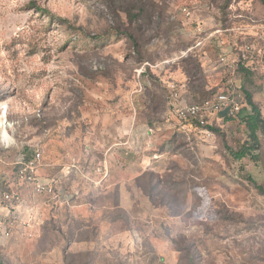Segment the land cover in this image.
<instances>
[{"label": "rangeland", "instance_id": "1", "mask_svg": "<svg viewBox=\"0 0 264 264\" xmlns=\"http://www.w3.org/2000/svg\"><path fill=\"white\" fill-rule=\"evenodd\" d=\"M167 82L243 86L264 120V0H0V185L38 150L68 192L16 185L41 224L0 264H264V138L235 160L240 117L200 132Z\"/></svg>", "mask_w": 264, "mask_h": 264}, {"label": "built area", "instance_id": "2", "mask_svg": "<svg viewBox=\"0 0 264 264\" xmlns=\"http://www.w3.org/2000/svg\"><path fill=\"white\" fill-rule=\"evenodd\" d=\"M211 38V34L209 35ZM137 73H140L139 71ZM170 106L174 108L175 117L190 127L210 134L211 117L218 120L236 119L246 106L240 87L230 85L226 92L198 102H188L182 98L181 88L175 83L167 82ZM226 110L224 116L221 112ZM42 156L38 150L24 152L15 162V167L8 180L0 185V247L10 239L15 227H22L29 231L41 224V216L37 207L29 204L16 191V185L27 186L36 197L57 199L62 195L61 177H42ZM69 166L65 168L64 177L70 174ZM4 179V178H3ZM2 181V180H1Z\"/></svg>", "mask_w": 264, "mask_h": 264}, {"label": "trees", "instance_id": "3", "mask_svg": "<svg viewBox=\"0 0 264 264\" xmlns=\"http://www.w3.org/2000/svg\"><path fill=\"white\" fill-rule=\"evenodd\" d=\"M240 71L244 72L242 69ZM240 91L243 95L246 106L241 110L238 117H240L241 122L246 127L249 139L247 142H244L239 150H230V153L235 160H240L249 156L252 151H255L258 148V136L264 138V120L262 119L260 108L253 102L251 94L247 92L243 86L240 87ZM209 129L212 130L211 127H209ZM248 179L253 183L251 178Z\"/></svg>", "mask_w": 264, "mask_h": 264}, {"label": "crops", "instance_id": "4", "mask_svg": "<svg viewBox=\"0 0 264 264\" xmlns=\"http://www.w3.org/2000/svg\"><path fill=\"white\" fill-rule=\"evenodd\" d=\"M60 189H62V195L58 197L57 199H54L55 201H59V203H66L68 200V192L66 191V188L64 185L60 186Z\"/></svg>", "mask_w": 264, "mask_h": 264}, {"label": "bare ground", "instance_id": "5", "mask_svg": "<svg viewBox=\"0 0 264 264\" xmlns=\"http://www.w3.org/2000/svg\"><path fill=\"white\" fill-rule=\"evenodd\" d=\"M0 127L2 128V138L7 141L9 138L3 122H1Z\"/></svg>", "mask_w": 264, "mask_h": 264}, {"label": "water", "instance_id": "6", "mask_svg": "<svg viewBox=\"0 0 264 264\" xmlns=\"http://www.w3.org/2000/svg\"><path fill=\"white\" fill-rule=\"evenodd\" d=\"M225 113H226V110H224L223 112H221V116H224L225 115Z\"/></svg>", "mask_w": 264, "mask_h": 264}]
</instances>
